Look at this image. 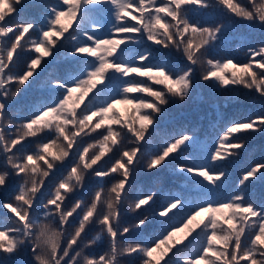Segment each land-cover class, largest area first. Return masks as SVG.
<instances>
[{
	"label": "snow or ice",
	"instance_id": "6c2138e0",
	"mask_svg": "<svg viewBox=\"0 0 264 264\" xmlns=\"http://www.w3.org/2000/svg\"><path fill=\"white\" fill-rule=\"evenodd\" d=\"M18 7H26L25 0H0V22L18 15ZM212 7L264 26V0H57L45 5L43 24L31 19L0 23V157L4 166L0 188L7 189L13 176L23 181L14 200L0 202V208L13 214L12 226L0 230V253L10 257L30 248L36 264H45L38 254L40 238L34 239L32 231L37 218L34 206L42 205L45 215L55 216L61 228L75 223L62 254L61 247L54 249V264H80L81 257L83 264H121L122 256H134L139 264H264V207L246 203L243 193L221 199L214 191L226 175L216 166L245 147L242 134L264 129V116L228 123L215 147L204 148L209 155L203 162L177 166L178 173L205 189L202 195L190 201L162 188L148 190L127 205L136 213V222L130 226L121 222L155 117L170 99L188 97L193 73L202 69L203 81L221 88L242 87L264 97V43L249 48L244 63L229 57L206 58L226 38L228 24L193 20L189 13ZM104 21L110 25L107 30ZM69 39L73 43L65 74L48 84L51 101L18 123L8 119L12 101L28 91L43 71L42 64L48 63L46 58L56 60ZM141 42L153 51L126 55L130 46ZM25 45H30L27 53ZM157 49H175L185 66L177 69L154 63ZM24 55V66L14 71ZM118 105L127 107L121 111ZM39 133L44 137H38ZM30 137L40 140L37 148L18 155ZM85 137L94 142L86 143ZM199 143L194 133L170 137L148 157L145 174ZM106 156L112 161L108 167L102 163ZM62 169L67 175L57 177ZM113 174L119 179L106 190L105 178ZM258 176H264V163L248 166L238 187ZM54 177L58 182L50 190ZM90 178L97 180L95 190L90 189ZM78 190L91 195L66 207V200ZM45 193L46 201L41 199ZM156 221L163 229L160 234L144 235V229ZM92 225H99L109 247L103 254L82 256L76 248ZM134 231L139 238L125 242ZM100 238L97 234L85 246L91 248Z\"/></svg>",
	"mask_w": 264,
	"mask_h": 264
},
{
	"label": "trees",
	"instance_id": "16d2710c",
	"mask_svg": "<svg viewBox=\"0 0 264 264\" xmlns=\"http://www.w3.org/2000/svg\"><path fill=\"white\" fill-rule=\"evenodd\" d=\"M56 2L57 0H25L26 7H18V15L13 14L11 19L0 23L11 24L21 19H31L38 24H43L44 14L47 11L45 5H51ZM241 2H244V0H241ZM189 15L193 20L199 19L205 23L223 21L228 24L225 32L226 38L218 41L209 51L206 58L221 59L229 57L233 59L234 63H244L248 59L249 48L258 47L264 43V26L230 17L219 7H212L200 12H190ZM104 24L105 30H107L110 25L106 21H104ZM69 31L71 32L72 29H69ZM72 43L70 39L63 42V46L56 53V60L53 61L51 57L46 58L48 63L42 64L43 71L35 78L32 86L27 92L12 101L7 113L8 119L18 123L30 115L32 111L51 101L53 93L50 91L48 84L50 81L65 74L68 53L71 50ZM29 49L30 45H25V53ZM143 50L153 51V49L146 48V45L141 42L130 46L126 55L132 57ZM155 56L154 63L174 65L177 69L185 66V61L175 49H157L155 50ZM26 59L27 55L22 56L16 62L14 71L22 68ZM201 71L202 69H198L197 72L193 73L192 86L188 97L184 101L170 99L167 105L162 107V112L155 117V123L149 130L148 143L143 149L146 155L141 162V170L132 182L129 198L122 213L121 222L124 226H130L136 222V213H133L127 205L131 204L139 193L162 188L167 193L180 194L190 201L202 195L205 189L196 181L187 180L185 176L178 173L177 166L203 162L209 155V153L204 151V148L211 149L215 147L216 138L224 131L228 123L252 116H264V97L242 87L230 86L229 88H221L215 82L203 81L200 78ZM225 74L230 75V73ZM153 87L160 88L162 86L153 85ZM148 99L151 98L148 97ZM118 107L123 111L127 106L118 105ZM182 133H194L195 138L200 142L199 145L185 147L181 152L170 157L159 170H153L152 173L145 174L143 166L148 157L161 147L167 139ZM38 137H44V134L39 133ZM241 139L245 141V147L237 150L238 154L236 156L230 157L228 161L222 162L215 168V170L226 172L224 180L214 190L215 195L218 198L227 199L238 193H243L246 203L252 202L258 207H264V176H258L256 180L248 182L246 186L238 187L239 177L242 172L248 170V166L255 162L264 163V129L260 132L244 133L241 135ZM39 142L38 138H28L24 149L17 154L34 151ZM85 142L93 143L94 141L85 137ZM124 146H128V138H125ZM111 155L113 154L110 153L109 156ZM2 161L3 158L0 157V171L4 170ZM102 163H104L105 167H108L112 161L106 156ZM64 175H67V170L65 169L57 173V177ZM157 178H159L158 182ZM118 179L119 177L116 174H113L111 178H105V189L110 188ZM22 182L19 177H10L7 189L0 188V202L14 200L18 186ZM57 182V178L54 177L49 184V189L54 190V185ZM88 183L91 190H95L99 186L96 178H90ZM90 195L91 192L85 194L78 190L66 200L65 206L70 208L75 200L88 199ZM46 198L47 194L45 193V196L41 199L46 201ZM34 211L37 218L32 226V231L34 239L37 236L40 238L38 254L45 264H50V262L54 264L53 254L46 243L47 237L54 231L61 233V242L57 251L61 247L60 252L62 254L63 247H66L65 240L69 238V231L74 229L75 223H73L72 227L65 226L68 229L61 228L55 216L45 215L42 205L38 208L34 206ZM12 218L13 214L11 212L0 208V230L4 227H11ZM69 219L72 220L71 217ZM162 230L159 222L156 221L153 224H149L144 229L143 234L153 238L159 235ZM42 232L44 233L43 235H41ZM97 234L101 235L100 240L95 245H92L91 248L86 247L88 240L94 238ZM139 235V233L134 231L127 237L125 242H135ZM108 247L109 241L104 234L100 233L99 225H92L88 228V236L85 238L84 243L81 244L80 248H76V251H81L82 256L89 253L103 254L108 250ZM70 254L75 255V252ZM120 262L121 264H139L138 258L134 256H122L120 257ZM0 264H36V261L30 248L27 250L21 248L10 257L7 254L0 253ZM80 264H83L82 257ZM241 264H247V262L241 261Z\"/></svg>",
	"mask_w": 264,
	"mask_h": 264
},
{
	"label": "clouds",
	"instance_id": "9594fccd",
	"mask_svg": "<svg viewBox=\"0 0 264 264\" xmlns=\"http://www.w3.org/2000/svg\"><path fill=\"white\" fill-rule=\"evenodd\" d=\"M60 242H61V233L59 231H54L51 235L47 237L46 243L48 244L52 254L54 253V249H57L59 247ZM53 260H54V254H53Z\"/></svg>",
	"mask_w": 264,
	"mask_h": 264
}]
</instances>
